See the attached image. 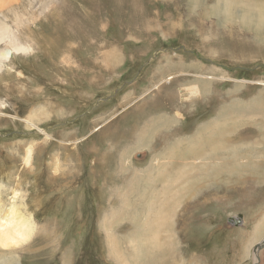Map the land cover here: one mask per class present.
Returning <instances> with one entry per match:
<instances>
[{
    "label": "rangeland",
    "instance_id": "rangeland-1",
    "mask_svg": "<svg viewBox=\"0 0 264 264\" xmlns=\"http://www.w3.org/2000/svg\"><path fill=\"white\" fill-rule=\"evenodd\" d=\"M99 22L98 46L70 68L59 60L60 72H37L22 57L12 75L0 74V214L14 208L35 223L17 251L0 246V264H261L264 236L247 251L264 220V0H100ZM169 78L174 110L152 114L120 143L108 136L132 125L127 114ZM196 86L199 98L182 101ZM223 119L229 147L191 180L167 245L135 255L132 240L144 232L130 216H142L133 203L153 143ZM102 159L109 167L97 180Z\"/></svg>",
    "mask_w": 264,
    "mask_h": 264
},
{
    "label": "bare ground",
    "instance_id": "bare-ground-1",
    "mask_svg": "<svg viewBox=\"0 0 264 264\" xmlns=\"http://www.w3.org/2000/svg\"><path fill=\"white\" fill-rule=\"evenodd\" d=\"M76 1L79 10L74 12L73 9L72 12L69 9L72 8L70 6L72 0H0V74L12 75L7 68L13 70V64L22 57L31 60L33 65L29 68L37 72L47 71V68H50L49 71L57 72L59 71L57 64L59 60L65 61L64 64L70 68L72 65L70 66L68 62L73 61L74 57L80 56L85 49L94 50L98 46L97 41H99L100 0ZM72 72H81L80 74L89 76L83 70L72 69ZM172 82H174L172 78L159 82L156 85V95L144 104L136 106L127 114L132 117V125H129L125 131L121 132L120 130L121 133L115 132V134L108 133L110 132L108 131L110 129H108L104 134L108 133L109 137L112 136V139L119 140L120 143V139L131 137L137 128L140 130L139 125L143 124L144 120H147L152 114L174 110V99L177 94H174L171 88L173 86ZM88 85L90 87L94 86L91 81H88ZM200 94V89L196 86L190 92L182 91L180 96L182 101H187L192 98H199ZM175 116L178 119L181 117L179 111L176 112ZM225 122V119L223 121H209V123L200 126L198 131L196 128L192 135L187 137H184V135L166 147L161 142L153 143L151 151L158 152L153 155L152 163L145 172L147 175L145 184L147 186L143 192L138 193L136 203H133L136 204V207L141 206L142 216L140 215V218H137L138 216L136 217L135 214L130 216L131 220L142 219L138 226L144 232L142 239L136 236L132 240L135 255L137 251L142 258L146 254H150L146 257H152L151 253L154 248L160 250L161 245H167L166 240L170 237L169 234L173 232L174 210L178 205L180 206V198L186 196V191L192 189L193 183L191 180L199 171L205 170L204 167L208 166V157L229 147L225 138V131L221 129ZM118 125L120 123H115L116 127ZM183 129L186 130V128ZM187 130L189 131V129ZM182 131V129L176 128L172 131L171 136H180L179 132ZM162 146L163 149L160 150ZM109 159H113V156L109 155ZM30 160L31 155L29 154L27 162ZM103 161L105 160L99 161L100 170H97L96 174L93 173L94 175L91 174L93 178H97L99 174L97 180L104 176L105 169L109 167ZM128 162L130 166L134 167L129 159ZM97 165L96 160L95 166ZM124 193L126 192H122L121 197L125 195ZM121 201L125 209L133 207L124 198ZM198 206L194 204L190 208ZM116 214L113 213L114 216ZM191 216H188V218H196V215L191 214ZM188 222L189 219L185 221L182 218L180 224L188 225ZM263 222L264 220L259 226L257 224L258 228H255L257 238L251 241L247 252L256 241L264 236ZM246 223V219H244L243 226L247 225ZM34 228L35 223L31 219H24L14 208L5 215L0 214V246L6 249L14 248L15 250L16 248L17 251L18 247H23L22 245L32 238ZM108 239H110L111 252L113 255H117L118 250L113 242L114 239L109 235ZM119 256L117 258H121ZM165 260L164 264H168ZM170 264H177V262ZM261 264H264V253Z\"/></svg>",
    "mask_w": 264,
    "mask_h": 264
}]
</instances>
